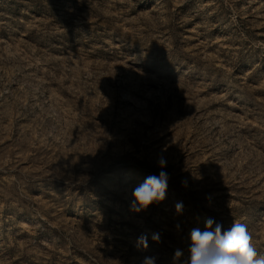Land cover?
<instances>
[{"label":"rangeland","instance_id":"rangeland-1","mask_svg":"<svg viewBox=\"0 0 264 264\" xmlns=\"http://www.w3.org/2000/svg\"><path fill=\"white\" fill-rule=\"evenodd\" d=\"M208 218L264 257V0H0V264H189Z\"/></svg>","mask_w":264,"mask_h":264},{"label":"clouds","instance_id":"clouds-1","mask_svg":"<svg viewBox=\"0 0 264 264\" xmlns=\"http://www.w3.org/2000/svg\"><path fill=\"white\" fill-rule=\"evenodd\" d=\"M158 164L161 169L166 166V160L160 157ZM168 174L161 171L159 175L148 176L142 184L132 191V209L140 211L147 209L154 202L163 201L166 197ZM210 199V198H209ZM177 213L183 210V204H176ZM152 239L159 242V234H153ZM189 264H264V257H258L256 248L246 223L234 221L224 229L222 223L208 218L205 230L194 228L190 233ZM138 246L148 247V238L142 235L138 238ZM177 250L175 257L182 256ZM143 264H155L154 258L146 257Z\"/></svg>","mask_w":264,"mask_h":264}]
</instances>
